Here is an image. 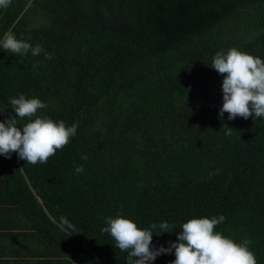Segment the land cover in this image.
<instances>
[{
	"label": "trees",
	"instance_id": "trees-1",
	"mask_svg": "<svg viewBox=\"0 0 264 264\" xmlns=\"http://www.w3.org/2000/svg\"><path fill=\"white\" fill-rule=\"evenodd\" d=\"M65 1L0 8V39L11 31L53 57L0 48V119L15 115L9 98L23 94L47 104L38 115L78 125L46 164L0 155L2 204L16 205L46 237L45 254L67 264H127L101 231L118 211L140 228L175 224L153 230L155 248L175 242L187 219L222 214L215 230L250 238L264 264V117L220 118L223 76L211 68L229 47L264 59V0ZM101 11L108 22L92 19ZM82 251L89 260H78ZM174 259L173 250L152 264Z\"/></svg>",
	"mask_w": 264,
	"mask_h": 264
},
{
	"label": "clouds",
	"instance_id": "clouds-1",
	"mask_svg": "<svg viewBox=\"0 0 264 264\" xmlns=\"http://www.w3.org/2000/svg\"><path fill=\"white\" fill-rule=\"evenodd\" d=\"M10 4L11 0H0V8L6 9ZM0 48L14 55L24 56L31 52L33 56L43 54L47 60L53 58L41 45L33 47L29 42L17 39L11 31L3 34ZM36 67L34 64L33 68ZM211 68L223 76L220 118L224 113H228V120L264 117V59L237 47H229L212 56ZM9 104L15 115L0 122V155L6 158L16 153L19 159L32 165L46 164L77 134L78 125L75 123L68 126L64 120L38 115V111L45 109L47 104L37 97L28 98L20 94L10 97ZM18 119L25 123L19 124ZM223 129L226 136L233 134V129L227 125ZM81 158L87 160V156L82 155ZM75 171L83 173V165L77 166ZM224 221L222 214L219 217L187 219L180 225L177 240L170 241L167 248L152 246L153 230L170 233L175 224L152 223L140 228L118 211L115 216L106 218V226L101 231L114 240L115 248L127 253V264H152L158 256L173 254V250L175 259L171 264H257L249 247L250 238L238 243L215 230ZM59 226L68 234L77 233L76 226L64 216H61Z\"/></svg>",
	"mask_w": 264,
	"mask_h": 264
},
{
	"label": "crops",
	"instance_id": "crops-1",
	"mask_svg": "<svg viewBox=\"0 0 264 264\" xmlns=\"http://www.w3.org/2000/svg\"><path fill=\"white\" fill-rule=\"evenodd\" d=\"M2 198L3 194L0 195V264H67L68 261L45 254L46 237L37 235L36 224L16 205L2 204ZM78 262L71 260L72 264Z\"/></svg>",
	"mask_w": 264,
	"mask_h": 264
},
{
	"label": "rangeland",
	"instance_id": "rangeland-1",
	"mask_svg": "<svg viewBox=\"0 0 264 264\" xmlns=\"http://www.w3.org/2000/svg\"><path fill=\"white\" fill-rule=\"evenodd\" d=\"M74 1H75V3L77 5H85L86 4L85 0H74ZM63 5L68 7L69 3L67 1H65V0H63ZM91 17H92V19H94L95 21L100 22V23L108 22V17L106 16V14L103 11H101L99 13H93L91 15ZM120 17L121 18L118 19L119 22H120V25H124L125 26V30L129 34H132L133 30H134L133 25L132 24L131 25L128 24V21L126 20V16L125 15H121ZM1 121L3 122L5 120L2 119ZM90 256H91L90 253H84L82 251V254H80L78 258L89 260Z\"/></svg>",
	"mask_w": 264,
	"mask_h": 264
},
{
	"label": "built area",
	"instance_id": "built-area-1",
	"mask_svg": "<svg viewBox=\"0 0 264 264\" xmlns=\"http://www.w3.org/2000/svg\"><path fill=\"white\" fill-rule=\"evenodd\" d=\"M0 122H2L1 119H0Z\"/></svg>",
	"mask_w": 264,
	"mask_h": 264
}]
</instances>
